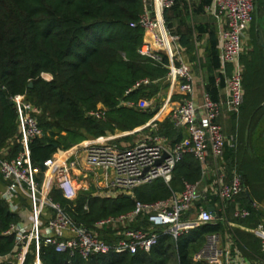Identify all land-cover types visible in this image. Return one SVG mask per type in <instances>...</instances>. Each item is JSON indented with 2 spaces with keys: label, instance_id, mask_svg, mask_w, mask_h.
<instances>
[{
  "label": "trees",
  "instance_id": "1",
  "mask_svg": "<svg viewBox=\"0 0 264 264\" xmlns=\"http://www.w3.org/2000/svg\"><path fill=\"white\" fill-rule=\"evenodd\" d=\"M211 0H199L195 11ZM255 8L250 23L248 48L242 50L243 103L237 116H231L228 133L237 135V145L227 149L224 166L235 168L241 175L244 191L236 202L250 211L246 219H228L254 226L264 225V214L253 204L264 193V143L254 148L255 132L264 131V0H254ZM178 0L168 10L182 16L178 25L181 43L186 52L192 51L186 14L181 15ZM142 10V0H0V147H7L10 156L20 149L17 137L16 113L10 97L25 94L40 108L38 123L43 135L29 143L30 158L39 166L58 149L65 150L92 137L115 131H131L145 124L153 112L125 105L141 99H151L161 89L167 73V58L158 63L140 53L143 28L136 23ZM166 10L165 13L168 11ZM168 18V15H166ZM170 25V23H169ZM203 30L202 24L199 25ZM216 35L210 31L205 48V90L218 100L219 88L215 77L219 68ZM44 74L50 78L45 79ZM148 83L126 91L139 80ZM31 84V86H30ZM102 105L106 109L103 119L87 112ZM152 133L165 135L170 143L185 136L183 129L172 126L169 117L156 122ZM150 131V128H149ZM124 137L123 140H126ZM202 168L192 156L185 155L176 164L169 184L155 179L134 187L128 196H93L79 193L74 206L57 191L55 201L66 206L69 215L78 222L93 227L95 221L109 215L131 210L135 202L150 203L167 198L182 189V182L200 181ZM87 204V211L82 207ZM229 204L227 213H232ZM18 215L9 211L0 199V264H12L14 239L4 235ZM226 224H202L181 233L177 238L160 234L149 252L93 254L86 259L57 253L50 246L41 245V264H193V255L201 247L207 233L224 232ZM237 244L245 256L255 260L260 256L259 240L249 233L234 229ZM28 253L24 264H33Z\"/></svg>",
  "mask_w": 264,
  "mask_h": 264
},
{
  "label": "built area",
  "instance_id": "2",
  "mask_svg": "<svg viewBox=\"0 0 264 264\" xmlns=\"http://www.w3.org/2000/svg\"><path fill=\"white\" fill-rule=\"evenodd\" d=\"M174 3L175 0H142L136 23L151 34L153 41L150 46L143 37L140 53L158 63L165 56V79L177 83L179 92L184 95L169 114L172 126L185 132L181 140L170 143L165 135L152 131L136 140H123L141 128L104 134L87 138L65 150L58 149L41 163V170L40 166L33 165L29 150L30 141L43 135L38 123L40 108L25 94L10 97L16 113L20 149L10 156L7 147H0V199L11 213L18 215V220L3 233L14 239L12 264H24L30 252L32 263L41 264V245L83 259L110 252H149L160 234L177 238L202 224L220 221L227 225L229 204H234V218L250 216V211L236 202L237 196L244 191L241 175L235 168L227 171L224 166L225 151L236 148L237 135L224 132L220 117L223 109L230 116H237L243 103L240 55L244 31L253 18L254 0H212L208 5L214 16L224 23L218 36L220 65L215 77V84L222 83L225 90L224 100H214L204 86L199 99L193 98L192 71L179 59V50H174L172 42L177 36L170 33L162 16V11ZM144 83H148L146 78L137 81L126 93ZM123 103L143 110L148 106L146 99L136 104ZM105 114L102 105L87 112L96 119H103ZM147 127L155 129L157 124L148 122ZM187 154L201 165L200 181L184 180L182 189L173 191L167 198L150 203L136 201L131 210L101 218L93 227L75 221L66 206L51 195L57 191L65 200L73 202L69 206H74L82 192L116 197L130 194L134 187L155 179L169 184L176 164ZM211 163L212 173L209 171ZM208 177L213 179L214 193L222 201L220 213L214 209V215L208 209L211 205L200 203L203 197L200 185ZM82 209L87 211V204ZM252 231L259 240L260 256L255 260L244 258L233 234H227L223 240L221 232L214 231L205 235L201 247L193 255V264H264L263 223ZM5 258L0 255V261Z\"/></svg>",
  "mask_w": 264,
  "mask_h": 264
},
{
  "label": "crops",
  "instance_id": "3",
  "mask_svg": "<svg viewBox=\"0 0 264 264\" xmlns=\"http://www.w3.org/2000/svg\"><path fill=\"white\" fill-rule=\"evenodd\" d=\"M212 1V0H211ZM199 3V0H178L181 15L186 16V24L189 26L188 36L190 41L192 42V51L186 52L185 45L181 43L180 39L181 33L178 30V25L180 23V18L182 16H174V13L168 10L167 8L162 11V16L164 18L165 24L170 31V33L175 34L177 36V40L172 42V46L174 50H179V59L185 63L192 71L193 74V98L199 99L200 97V90L205 85L206 82V69L203 65V61H205L206 53L205 48L208 43V37L210 31L213 30L216 35V44H218V36L221 30L224 27V23L221 19H218L214 16L211 9L208 8L210 3H206L202 6V9L197 12L195 11L196 5ZM168 10L166 13L165 11ZM168 15V18L167 16ZM170 23V25H169ZM202 24L203 30L200 29ZM261 28H264V19L260 24ZM250 27L244 31L243 35V47L242 50L248 48L246 43V38L249 36L250 38ZM144 42H147L148 45H152V36L149 32H144ZM218 48V47H217ZM200 66V68H199ZM218 72V71H217ZM216 72V73H217ZM45 75V74H44ZM43 75V77H44ZM49 75V74H47ZM50 77V75H49ZM163 87L159 90L156 96L152 97L151 99H146L148 102V106L144 110H149L153 112V116L143 125L135 128H145V125L148 122H161L165 118L169 117L170 112L178 106V104L184 98V95L181 94L178 90L177 83H171L170 81L166 80L165 78L161 81ZM225 97V90L223 86L219 88L218 100H224ZM220 123L224 132L228 133L229 126L231 127V116L223 109L222 115L220 117ZM157 124V123H156ZM150 128V127H149ZM153 129V128H152ZM152 129L147 134H150ZM145 134V135H147ZM144 136V135H143ZM142 136V137H143ZM213 164L211 163L209 171L212 173ZM200 189L203 193V197L201 200V204L211 205L213 209H215L216 213H220L218 210L222 201L215 195V185L213 179L208 177L206 181H204L200 185ZM199 203V204H200ZM232 215V213H228ZM234 229H238L245 233L253 234L252 226L236 223L232 220L228 219V224L226 225V229L224 232H221L222 238L224 240L227 234H233L236 236ZM254 235V234H253ZM237 238V237H236ZM240 251L242 252L240 245H238ZM242 255L248 261L252 259L245 256L242 252Z\"/></svg>",
  "mask_w": 264,
  "mask_h": 264
},
{
  "label": "rangeland",
  "instance_id": "4",
  "mask_svg": "<svg viewBox=\"0 0 264 264\" xmlns=\"http://www.w3.org/2000/svg\"><path fill=\"white\" fill-rule=\"evenodd\" d=\"M245 41H246V43L248 45L249 36H247ZM44 77L45 78H49V75L45 74ZM229 129H230V126H229L228 130ZM262 129H263L262 127L258 128L257 132H255V136L253 137V139H254V148H255L256 151H259V149L264 147V146L261 147V143H264V131H262ZM115 132H119V131H115ZM148 132H149V127L142 128L140 130H136L133 135L127 136L126 140H128V141L136 140L138 138H141L143 135L147 134ZM261 196L263 197V199L261 198V200L256 202V203H254L253 206H254L255 209L261 210L262 213L264 214V193ZM260 223L261 222H259L258 224H260ZM257 225L252 226V230H254Z\"/></svg>",
  "mask_w": 264,
  "mask_h": 264
},
{
  "label": "water",
  "instance_id": "5",
  "mask_svg": "<svg viewBox=\"0 0 264 264\" xmlns=\"http://www.w3.org/2000/svg\"><path fill=\"white\" fill-rule=\"evenodd\" d=\"M30 86H31V84H30ZM10 104H12L11 102H10ZM264 104V103H263ZM166 156V154L164 153L163 154V157H165ZM162 157V158H163ZM162 158L161 159H159L158 161H157V164L162 160ZM40 167H41V170H43V166L40 164L39 165ZM128 196H131V194H127ZM208 209L211 211V213H212V215H214V209H213V207H208Z\"/></svg>",
  "mask_w": 264,
  "mask_h": 264
}]
</instances>
